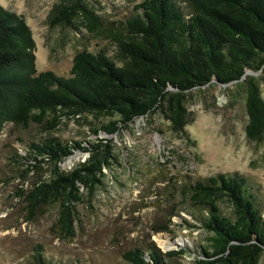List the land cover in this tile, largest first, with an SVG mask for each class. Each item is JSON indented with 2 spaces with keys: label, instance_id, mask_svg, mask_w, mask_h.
I'll use <instances>...</instances> for the list:
<instances>
[{
  "label": "trees",
  "instance_id": "1",
  "mask_svg": "<svg viewBox=\"0 0 264 264\" xmlns=\"http://www.w3.org/2000/svg\"><path fill=\"white\" fill-rule=\"evenodd\" d=\"M188 1L187 11L177 0L139 1L136 13L124 22L126 31L118 43L124 64L103 49H83L74 55L67 75L38 69L30 25L22 14L0 4V134L7 122L53 129L58 120L47 116L60 110L116 116L94 129L96 133L131 128L138 117L152 123L157 115L168 119L175 131H185L193 118L189 110L193 89L238 82L247 90L246 134L261 142L264 0ZM72 9L61 8L60 13L69 17ZM112 142L113 137L92 142L55 135L30 141L19 154L20 163L26 164V171L48 164L50 173L19 187L28 219L42 206L57 204L58 231L73 237L75 204L84 198L82 187L92 196L102 182L103 165L115 158ZM80 149L90 152L89 158L71 170L62 169L61 162ZM189 187L192 214L199 222L191 225L207 232L197 249V263L259 264L264 254V207L251 179L240 172H220ZM223 201L230 203L231 212L223 210ZM185 252L162 251L150 241L126 250L123 257L129 264H180L178 256ZM23 264L62 263L47 256L38 243L31 261Z\"/></svg>",
  "mask_w": 264,
  "mask_h": 264
},
{
  "label": "rangeland",
  "instance_id": "2",
  "mask_svg": "<svg viewBox=\"0 0 264 264\" xmlns=\"http://www.w3.org/2000/svg\"><path fill=\"white\" fill-rule=\"evenodd\" d=\"M139 1L0 0V4L22 14L30 25L38 69L67 75L74 55L83 49H103L124 64L118 43L126 31L124 22L136 13ZM177 2L189 10L188 0ZM69 6H73L69 17L62 16L60 9ZM237 83L193 89L189 103L193 118L185 131H175L168 119L157 115L152 123L138 117L131 128L96 133L94 129L116 116L93 111L49 113V119L58 120L49 130L37 123L25 127L7 122L0 134V264L29 263L38 243L62 264H129L123 253L150 241L162 251L184 248L178 262L198 264L195 256L207 232L191 225L199 223L192 214L189 186L194 181L240 172L256 186L264 207V139L256 142L246 134L247 90ZM260 86L264 97V80ZM50 135L92 142L113 137L115 158L103 165L102 182L92 196L82 187L84 198L75 204L73 237L58 231L57 204L42 206L28 219L26 203L18 196L20 186L28 187L50 173L48 164L26 171L19 154L30 141ZM90 155L76 150L61 168L71 170ZM222 208L232 211L227 201ZM259 264H264V254Z\"/></svg>",
  "mask_w": 264,
  "mask_h": 264
}]
</instances>
